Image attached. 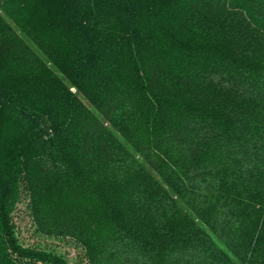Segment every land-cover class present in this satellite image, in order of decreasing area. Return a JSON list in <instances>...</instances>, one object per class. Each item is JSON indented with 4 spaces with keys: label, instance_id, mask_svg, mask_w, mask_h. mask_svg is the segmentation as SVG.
<instances>
[{
    "label": "trees",
    "instance_id": "16d2710c",
    "mask_svg": "<svg viewBox=\"0 0 264 264\" xmlns=\"http://www.w3.org/2000/svg\"><path fill=\"white\" fill-rule=\"evenodd\" d=\"M0 145V264H264V0H0Z\"/></svg>",
    "mask_w": 264,
    "mask_h": 264
},
{
    "label": "rangeland",
    "instance_id": "374dc122",
    "mask_svg": "<svg viewBox=\"0 0 264 264\" xmlns=\"http://www.w3.org/2000/svg\"><path fill=\"white\" fill-rule=\"evenodd\" d=\"M66 82L69 84V81L66 80ZM70 85V84H69ZM72 91H75L81 98H83L82 93H79L76 89L71 87ZM3 148L0 145V151H2ZM6 154V150H5ZM6 159V157H3ZM16 212L14 215V220L16 222V225L19 228V240L24 246H30L35 245L38 247V245L42 246L41 248L50 250L54 249L56 252L63 253L67 259L69 260L70 264H86V259L83 255V252L81 249H77L73 246V244L68 241H61L55 238H49V237H40L39 235L35 236L33 234V224L31 223L30 216L27 213L26 204L25 202H19L17 204Z\"/></svg>",
    "mask_w": 264,
    "mask_h": 264
}]
</instances>
